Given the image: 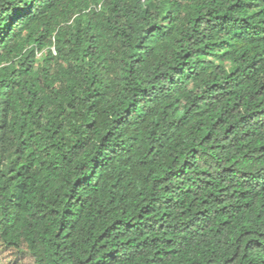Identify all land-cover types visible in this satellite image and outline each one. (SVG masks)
<instances>
[{
    "label": "trees",
    "instance_id": "trees-1",
    "mask_svg": "<svg viewBox=\"0 0 264 264\" xmlns=\"http://www.w3.org/2000/svg\"><path fill=\"white\" fill-rule=\"evenodd\" d=\"M0 248L264 264V0H0Z\"/></svg>",
    "mask_w": 264,
    "mask_h": 264
},
{
    "label": "rangeland",
    "instance_id": "rangeland-1",
    "mask_svg": "<svg viewBox=\"0 0 264 264\" xmlns=\"http://www.w3.org/2000/svg\"><path fill=\"white\" fill-rule=\"evenodd\" d=\"M16 257L15 250L3 251L0 248V264H34L33 257L27 253H19Z\"/></svg>",
    "mask_w": 264,
    "mask_h": 264
},
{
    "label": "clouds",
    "instance_id": "clouds-1",
    "mask_svg": "<svg viewBox=\"0 0 264 264\" xmlns=\"http://www.w3.org/2000/svg\"><path fill=\"white\" fill-rule=\"evenodd\" d=\"M100 7H101V4H98L95 8L100 9ZM52 49L54 50V47H52ZM54 53H55V50H54Z\"/></svg>",
    "mask_w": 264,
    "mask_h": 264
}]
</instances>
